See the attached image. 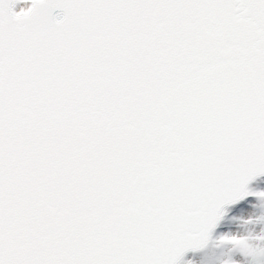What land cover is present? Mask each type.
Segmentation results:
<instances>
[{
  "label": "snow or ice",
  "instance_id": "snow-or-ice-1",
  "mask_svg": "<svg viewBox=\"0 0 264 264\" xmlns=\"http://www.w3.org/2000/svg\"><path fill=\"white\" fill-rule=\"evenodd\" d=\"M262 173L264 0H0V264H180Z\"/></svg>",
  "mask_w": 264,
  "mask_h": 264
},
{
  "label": "clouds",
  "instance_id": "clouds-1",
  "mask_svg": "<svg viewBox=\"0 0 264 264\" xmlns=\"http://www.w3.org/2000/svg\"><path fill=\"white\" fill-rule=\"evenodd\" d=\"M260 223H264V197L260 198L254 206H250V213L245 217V222L239 225L242 232L236 234V237L240 238V242L235 244L228 242L220 249V255L227 258L228 264H234L231 254L235 251H239L246 258H250L249 264H258L260 258L264 257V230H262L261 235L256 236L248 227ZM227 245H231V249L227 248ZM245 245L248 247L245 248ZM249 251L252 254H249Z\"/></svg>",
  "mask_w": 264,
  "mask_h": 264
},
{
  "label": "bare ground",
  "instance_id": "bare-ground-1",
  "mask_svg": "<svg viewBox=\"0 0 264 264\" xmlns=\"http://www.w3.org/2000/svg\"><path fill=\"white\" fill-rule=\"evenodd\" d=\"M18 10V8H17ZM263 187H264V180L263 178L262 179H259L258 181H256L250 188V190L253 192V195L252 196H256L254 194H257V193H264L263 192ZM252 196H250V200H252ZM258 197H261L259 195H257ZM250 213V209L244 205H241V207H239V205H236L234 207H231L229 209H226L225 210V216H224V219L225 221H227V223L229 225H232L230 226L231 228L233 227V229L231 230L232 232L231 233H234L236 231H239L240 233L242 232V229L240 228V224L245 222V217H247ZM235 227H234V226ZM249 229L252 230V233L256 236H259L262 234V230H264V228H261L259 230V228H255L254 225H249L248 226ZM224 228V227H223ZM220 232V231H219ZM217 232V234L219 233ZM222 232V230H221ZM223 232L225 233V235L223 236H219V237H227L226 236V233H228L229 231L228 230H225L223 229ZM228 243V242H227ZM213 247L214 245L210 246V248H208L207 251H209V255L213 253ZM226 247H231V245H227ZM212 251V252H211ZM215 257L213 259H215L214 262H210V260L207 259V263L206 264H222L223 262L220 260L219 256L218 255H212V257ZM211 257V258H212ZM190 261H192V258L190 255H188L187 257H185V260H183L181 262V264H190ZM258 264H264V257L261 258V260L258 262Z\"/></svg>",
  "mask_w": 264,
  "mask_h": 264
},
{
  "label": "rangeland",
  "instance_id": "rangeland-1",
  "mask_svg": "<svg viewBox=\"0 0 264 264\" xmlns=\"http://www.w3.org/2000/svg\"><path fill=\"white\" fill-rule=\"evenodd\" d=\"M263 192H264V187H263ZM262 197H264V196L257 197V195H256V196H254V199L252 201H247L248 204H245V205L243 204V205L250 209V206H254L259 201V199L262 198ZM230 226H232V225H229L227 223V221H223L221 223V226L219 227V230L217 231V232H219V231L220 232L218 234L216 232L215 235H214V239H213V243H212L214 245L213 253L209 255L210 252L206 251V252H203V253L196 254L195 256L193 255L192 256V261H190V264H206L207 263V259L210 260V262H214L215 259H213V258H215V257L214 256L212 257L213 254L214 255L216 254V255L219 256L220 260L223 262L222 264H228L227 258L222 257L220 255V249L225 244H227V242L223 241L221 239L223 237H219V236L225 235V233L223 232V229L229 231L228 233H226L227 237H236V234L240 233L239 231L231 233L232 232L231 230L233 229V227L231 228ZM254 227L257 228V229L259 228V230H260L261 228H264V223L256 224V225H254ZM221 230H222V232H221ZM231 247H229V249H231ZM231 255H232V260L234 261V264H249L250 258H246L241 252L235 251ZM260 260H261V258H260Z\"/></svg>",
  "mask_w": 264,
  "mask_h": 264
},
{
  "label": "water",
  "instance_id": "water-1",
  "mask_svg": "<svg viewBox=\"0 0 264 264\" xmlns=\"http://www.w3.org/2000/svg\"><path fill=\"white\" fill-rule=\"evenodd\" d=\"M53 14L56 15V16L58 17V16H60V14L62 15V11H61L60 9H56V10L54 11ZM262 174H263V173H262ZM260 175H261V174H260ZM257 176H259V175H257ZM257 176H256V177H257ZM253 179H254V178H253ZM253 179H252V180H253ZM252 180H250V181H252ZM250 181H249V182H250ZM249 182H248V183H249ZM244 192H245V189L242 190L241 192L237 193L235 199H239L240 196H243V195H244V194H243ZM226 204H228V203H224V204L219 208L218 213H217V218H218V216H219V214H220V210H221V208H222L224 205H226ZM238 205H239V207H241L242 204H238ZM229 208H231V207H229ZM229 208H227V209H229ZM217 218H216V219H217ZM215 221H216V220H215ZM215 221H214V222H215ZM223 221H224V220H223ZM223 221H222V222H223ZM212 228H213V226H210L209 229L206 231V233H204L202 236L198 237V238H197L198 243H197L195 246L189 247V249H188L186 252H188L190 249H195L196 247H198V246L201 244L202 240L205 239V236L209 233V231H210ZM186 252H185V253H186ZM198 254H199V253H198ZM186 257H187V256H186Z\"/></svg>",
  "mask_w": 264,
  "mask_h": 264
}]
</instances>
